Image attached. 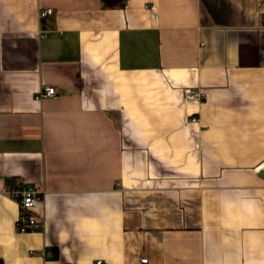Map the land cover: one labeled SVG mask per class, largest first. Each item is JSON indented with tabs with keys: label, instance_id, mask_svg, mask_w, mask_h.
Instances as JSON below:
<instances>
[{
	"label": "crops",
	"instance_id": "crops-1",
	"mask_svg": "<svg viewBox=\"0 0 264 264\" xmlns=\"http://www.w3.org/2000/svg\"><path fill=\"white\" fill-rule=\"evenodd\" d=\"M143 260L264 264V0H0V262Z\"/></svg>",
	"mask_w": 264,
	"mask_h": 264
},
{
	"label": "built area",
	"instance_id": "built-area-1",
	"mask_svg": "<svg viewBox=\"0 0 264 264\" xmlns=\"http://www.w3.org/2000/svg\"><path fill=\"white\" fill-rule=\"evenodd\" d=\"M52 12V9H48L40 14V18L43 19ZM55 95L56 90L53 87H49L42 92V97L45 98L53 97ZM185 96L188 101H200L203 99L204 95L192 91H186ZM6 195L16 201L19 206V216L16 222L17 231L22 234L41 231L43 224L38 214V209L43 203L45 192L33 187L17 185L9 187L6 191ZM142 263L148 264V260H143ZM97 264L104 263L99 261Z\"/></svg>",
	"mask_w": 264,
	"mask_h": 264
},
{
	"label": "trees",
	"instance_id": "trees-1",
	"mask_svg": "<svg viewBox=\"0 0 264 264\" xmlns=\"http://www.w3.org/2000/svg\"><path fill=\"white\" fill-rule=\"evenodd\" d=\"M107 9L124 8L129 0H101ZM259 48L257 45H243L240 47V66L254 67L260 63ZM2 264V262H0Z\"/></svg>",
	"mask_w": 264,
	"mask_h": 264
}]
</instances>
